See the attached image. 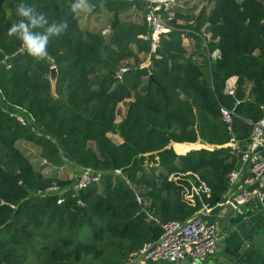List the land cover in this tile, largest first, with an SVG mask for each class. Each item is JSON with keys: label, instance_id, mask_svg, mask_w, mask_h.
Segmentation results:
<instances>
[{"label": "trees", "instance_id": "1", "mask_svg": "<svg viewBox=\"0 0 264 264\" xmlns=\"http://www.w3.org/2000/svg\"><path fill=\"white\" fill-rule=\"evenodd\" d=\"M198 1L169 12L171 30L152 52L143 0H88L90 10L75 12V0H0V264H124L159 238L161 223L200 210L184 199L179 174L206 184L205 204L222 197L238 165L224 147L220 109L234 111L241 139L250 133L246 121L262 116L264 0ZM21 2L49 25H67L43 60L12 56L22 41L8 30L22 19ZM184 38L193 41L190 51ZM139 55H149L148 66L127 63ZM231 76L233 96L224 93ZM52 168L62 171L46 172ZM81 168L101 178L78 192V205L71 189ZM52 185L68 189L60 204L57 195L37 194Z\"/></svg>", "mask_w": 264, "mask_h": 264}, {"label": "built area", "instance_id": "2", "mask_svg": "<svg viewBox=\"0 0 264 264\" xmlns=\"http://www.w3.org/2000/svg\"><path fill=\"white\" fill-rule=\"evenodd\" d=\"M147 12L145 14L146 23L150 30L151 51L155 52L159 36L171 30L169 22L172 16L169 14L176 7L182 6V0H143ZM166 15V17H165ZM147 40L148 36H142ZM21 45L14 55L22 54ZM210 59L216 60L219 51L215 49L209 55ZM10 57L5 56L3 60L6 68L10 65L7 61ZM237 77L231 76L226 79L224 93L233 96L236 89ZM240 102H237L239 104ZM260 110L262 116L256 122L246 121L251 129L247 138H239L233 133L232 117L233 110L220 109L222 121L226 125L229 138L225 144L229 155L235 159L236 168L226 175L227 188L222 195V200L214 207H209L203 199L210 198V190L206 184L193 173L179 174L175 179L182 178L187 185L184 186V199L196 205L200 202L201 208L185 222L169 221L161 223V234L153 242L145 244L139 251L132 253L124 264H149L159 261L179 264L186 259L195 262H204L213 253L217 242L221 236V230L216 221H210L215 209H229L233 213L243 211L245 207L255 204L261 214L264 215V105ZM17 121L21 125H27V119L22 115H17ZM208 150L214 147L203 146ZM198 150V149H192ZM42 160L40 165H45ZM61 168H52L47 173L61 172ZM116 173H119L117 171ZM101 178L100 172H94L87 168L79 169V174L72 186V198L78 205H82L77 198L78 192L86 189L92 184H98ZM68 192L67 188L52 185L42 191H38L40 196L57 195V203L63 202L62 195ZM138 202L140 200L138 199Z\"/></svg>", "mask_w": 264, "mask_h": 264}, {"label": "crops", "instance_id": "3", "mask_svg": "<svg viewBox=\"0 0 264 264\" xmlns=\"http://www.w3.org/2000/svg\"><path fill=\"white\" fill-rule=\"evenodd\" d=\"M183 40L190 41L193 48L192 40L186 38ZM148 64L149 61L146 65L139 64V66L143 68ZM118 140L121 142L120 138ZM212 216L213 221L217 222L221 230V236L217 242L220 247L215 246L208 261L223 264H264V236L262 234L264 215L260 213L255 204L245 207L238 213H233L229 209H217Z\"/></svg>", "mask_w": 264, "mask_h": 264}, {"label": "clouds", "instance_id": "4", "mask_svg": "<svg viewBox=\"0 0 264 264\" xmlns=\"http://www.w3.org/2000/svg\"><path fill=\"white\" fill-rule=\"evenodd\" d=\"M72 10L89 9L88 0H75L71 5ZM17 14L22 17L18 23H14L8 30L9 36H17L22 41L23 50L37 60H43L48 56V44L53 36L62 35L67 25L63 22H53L49 25L45 15L38 13L33 7L21 2L17 5ZM43 29V32L34 31Z\"/></svg>", "mask_w": 264, "mask_h": 264}, {"label": "rangeland", "instance_id": "5", "mask_svg": "<svg viewBox=\"0 0 264 264\" xmlns=\"http://www.w3.org/2000/svg\"><path fill=\"white\" fill-rule=\"evenodd\" d=\"M199 3L198 0H182V5H183V8L184 10H189V9H192L193 7H195L197 4ZM201 9H198L195 11V13H193L194 15H197L198 11H200ZM106 21L104 19H102L101 23L102 25H106L105 23ZM181 24H183V22H181ZM184 42V45L186 47V49L188 51H190L192 49V45H191V42L190 41H185L183 40ZM147 61H149V55L148 56H145V55H139L137 59H132L130 61H128L127 63H129L130 65H135L137 63L141 64V66H144L147 64ZM124 105H119V114H118V117H117V121L120 120V118L122 117L123 115V112H124ZM111 140H113L114 142H118V138L115 136V135H111L110 136ZM22 146V145H20ZM30 153H31V156L32 157H35V155H38V153H36L35 151H32V149H29ZM38 156H36L37 158ZM262 234L264 236V225H263V228H262ZM228 233V232H227ZM218 245V243H217ZM216 247L219 248L220 247V244ZM149 264H172V263H169V262H163V261H159V262H156V263H149Z\"/></svg>", "mask_w": 264, "mask_h": 264}, {"label": "water", "instance_id": "6", "mask_svg": "<svg viewBox=\"0 0 264 264\" xmlns=\"http://www.w3.org/2000/svg\"><path fill=\"white\" fill-rule=\"evenodd\" d=\"M57 77H58L57 69H56L55 66H52L50 68V72H49V82H50V85H51V93H52L53 96L56 95L55 94V87H56ZM13 178L15 180L18 179L16 175L13 176ZM221 200H222V197L215 199L213 202H211L209 204V207H214ZM179 264H223V263H221V262H215V261L213 262V261H208V260H205L204 262H195L192 259H186V260L182 261Z\"/></svg>", "mask_w": 264, "mask_h": 264}]
</instances>
